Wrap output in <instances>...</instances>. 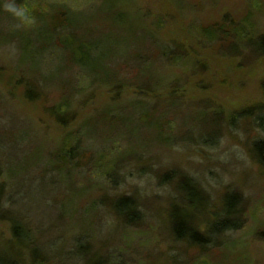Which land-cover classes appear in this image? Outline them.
I'll return each mask as SVG.
<instances>
[{"label":"rangeland","instance_id":"obj_1","mask_svg":"<svg viewBox=\"0 0 264 264\" xmlns=\"http://www.w3.org/2000/svg\"><path fill=\"white\" fill-rule=\"evenodd\" d=\"M3 2L0 217L13 209L21 234L20 245L7 242L8 223L0 219V240L20 255L32 240L53 264H264V167L251 156L263 152L253 141L264 132L236 115L263 104L264 53L247 46L229 52L197 32L222 17L245 16L247 31L261 33L264 0H22L36 19L23 30L11 27ZM52 10L59 15H47ZM60 19L62 28L54 26ZM155 26L162 41L179 43L190 57L158 64L162 79L152 99L130 82L139 62L118 58ZM113 66L116 88L102 85L113 80ZM149 106L153 115L141 117ZM65 135L71 142L77 135L74 169L59 154L45 161ZM228 192L239 200L241 222L219 233L215 221H235L224 216L232 210L224 204ZM121 195L140 214L132 225V205ZM171 216L199 231L205 225L212 250L171 238Z\"/></svg>","mask_w":264,"mask_h":264},{"label":"trees","instance_id":"obj_2","mask_svg":"<svg viewBox=\"0 0 264 264\" xmlns=\"http://www.w3.org/2000/svg\"><path fill=\"white\" fill-rule=\"evenodd\" d=\"M22 0H17L18 3H21ZM61 7H56V9ZM54 9V10H56ZM64 11L65 9L62 8ZM47 15H51V17L58 16L59 13H53V11ZM67 11V10H66ZM43 15V14H42ZM45 16V15H44ZM247 18L243 16L242 18L235 20L229 17H222L220 21H213L210 24H207L206 26H199L197 29L198 34L204 38L206 42H218L221 44V48H225L229 52H236V50H241L240 48H243L244 46L248 47L251 51L258 52L259 54L264 53V31L261 33H258L256 35H252L247 31ZM141 19L143 21V16L141 14ZM56 27L62 28L63 22L61 19L59 22H56L54 25ZM145 31L143 33L144 41L139 44L138 46H131L128 48V52L125 55H122L119 59L125 56V60L128 59V57L132 56L133 59L136 62H139L138 65L135 66V68H132L135 71V74L131 78L130 82L135 83L134 87L136 91L138 92V96H143L146 94V97H153V92H157L158 87H160L159 82H161L162 77L157 71L158 64L169 63V64H176L180 63L183 60H186L190 57V54H188L186 51H184L181 48V45L179 43H174L172 41H162L157 36V30L160 29L159 26H155L154 33L150 28H144ZM155 35V37H154ZM155 39V40H153ZM147 55L146 62L143 59L142 54L149 52ZM153 59H152V57ZM110 62V61H109ZM116 62V61H115ZM147 63V64H146ZM118 64V63H117ZM155 66L153 67V65ZM119 65V64H118ZM78 67V65H76ZM148 68H151L153 74H158V76L149 77V73L146 71ZM110 69L113 71L114 76L112 75V83H102V85L108 84L116 88L118 85H121L119 72L116 67H110ZM85 72V71H84ZM90 80L93 84H96L97 81L93 76L90 77ZM120 81V82H119ZM119 82V83H118ZM116 84V85H114ZM123 84V83H122ZM175 86V85H174ZM62 87V86H61ZM261 92L263 97V104L257 103L254 106L247 107L244 109H240L236 112V115L238 117H249L253 124L259 128L262 132H264V83L261 84ZM172 88H170L171 90ZM174 90V88H173ZM140 98V97H136ZM137 100V99H136ZM141 101V100H138ZM144 101V100H143ZM159 102V100H156V103ZM59 105V104H58ZM59 110V107L56 108ZM152 107L149 106V109L145 112H141L140 116L145 117V115H153L151 111ZM56 113V116L52 117L55 119V121H63L61 117H58V113ZM158 119V118H157ZM156 117H154V123L153 127L155 128L157 134L156 137L160 136V125L159 119L157 120ZM63 123V122H62ZM70 134V133H67ZM66 134V135H67ZM64 137V143L57 147L59 142L55 143L56 148L53 151H49L46 153V159L47 161L48 157L49 160L53 159L56 161L57 155H62L65 160H62L67 164L68 167H71L74 169L73 164H75L72 161V158L76 156L79 149L77 148V135L75 142L68 141L67 136ZM75 136V135H74ZM264 145V138H256L253 141V146L257 145ZM66 146V147H65ZM255 163L259 167H264V148L263 152H255L251 155ZM32 160V159H30ZM29 159H26L24 162L28 163L30 162ZM34 162V161H33ZM43 162V161H42ZM45 165H42L44 167ZM49 166V164H48ZM57 163L53 168H56ZM51 167V166H49ZM46 167L48 170L52 169ZM17 171H13L12 175L16 174ZM105 172V171H104ZM106 173V172H105ZM190 181L193 182L197 187V183L193 181L192 179L188 178ZM199 189V187H198ZM0 193H3V188H1L0 185ZM224 198V204L227 206H231L232 210H228L224 212V216L230 215L235 218L234 222L229 221H215L212 224L213 230L219 233H224L227 231H233L234 229L238 228L241 222V215H240V208H238L239 200L234 192H228L225 194ZM121 199H125L126 201H129L132 206L131 210L133 211L129 213V217L126 219V224H133L140 220V214L136 211L137 209L134 206V201L127 196H122ZM11 200V195H7L5 201L8 202ZM123 203V202H122ZM121 203V204H122ZM126 203H123L122 206H124ZM6 214L8 217H0L1 220H6L8 223L7 229H8V238L11 237L13 241L7 240V242H15L16 244L20 245V228L17 224L13 223V217L16 218L13 209L8 207ZM190 221V220H188ZM188 221L180 220L175 216H171L170 223L167 225L168 233L170 234L171 238H173L175 241L182 242L183 245H188L191 247H195L198 249L203 250L205 253L207 250L214 247L209 239V237L206 235L207 231L205 229V225L202 223V230L199 231L196 225H191ZM199 225V224H198ZM7 238V239H8ZM6 240H0V264H53L54 258L51 256L50 253L42 250L40 247L37 248L35 243L31 240L26 245H22L24 249L23 255H20L19 252H16L15 248H12L11 246H8ZM212 245V246H211ZM17 248V247H16ZM202 253V254H203ZM83 257L87 256V253H82ZM99 257H101L99 255ZM103 261L107 264V261L105 258Z\"/></svg>","mask_w":264,"mask_h":264},{"label":"clouds","instance_id":"obj_3","mask_svg":"<svg viewBox=\"0 0 264 264\" xmlns=\"http://www.w3.org/2000/svg\"><path fill=\"white\" fill-rule=\"evenodd\" d=\"M2 8L11 17L13 21L11 27L14 30H23L35 26V17L27 7L18 3L17 0H4Z\"/></svg>","mask_w":264,"mask_h":264}]
</instances>
